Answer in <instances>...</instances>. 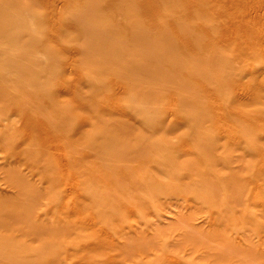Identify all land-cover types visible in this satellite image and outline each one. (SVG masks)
Returning <instances> with one entry per match:
<instances>
[{"label": "rangeland", "instance_id": "1", "mask_svg": "<svg viewBox=\"0 0 264 264\" xmlns=\"http://www.w3.org/2000/svg\"><path fill=\"white\" fill-rule=\"evenodd\" d=\"M11 1L0 264H264V0ZM138 140L156 146L125 155Z\"/></svg>", "mask_w": 264, "mask_h": 264}, {"label": "bare ground", "instance_id": "2", "mask_svg": "<svg viewBox=\"0 0 264 264\" xmlns=\"http://www.w3.org/2000/svg\"><path fill=\"white\" fill-rule=\"evenodd\" d=\"M8 1H9V0H8ZM27 1H28V0H27ZM27 1H26V2H27ZM32 1H33V0H32ZM226 1H227V0H226ZM10 2H12V1L10 0ZM91 2H93V1H91ZM142 2H143V1H141V2H139V3L135 2V4L139 6L140 3H142ZM0 3H1V2H0ZM17 3H18V1H17ZM20 3H21V1L19 2V4H20ZM22 3L25 4V1L22 2ZM36 4H37V3H36ZM36 4H35V5H36ZM226 4H227V3H226ZM0 5H1V4H0ZM15 5H16V4H15ZM21 5H22V4H21ZM27 5H28V4H27ZM38 5H39V3H38ZM227 5H228V4H227ZM227 5H226V8H228ZM22 6H23V5H22ZM39 6H40V5H39ZM88 6H89V5H88ZM12 7H13V5H12ZM35 7H36V6H35ZM91 7H92V6H91ZM95 7H97V6H95ZM13 8H15V7H13ZM18 8H19V7H18ZM29 8H30V6H29ZM29 8H28V9H29ZM33 8H34V7H33ZM43 8H44V7H43ZM94 9H95V8H94ZM7 10H8V9H7ZM95 10H96V9H95ZM26 11H28V10H26ZM81 11H82V10H81ZM91 11H92V10H91ZM137 11H138V10H137ZM9 12H10V11H9ZM10 13H11V12H10ZM73 13H74V12H73ZM81 13H82V12H81ZM6 14H7V13H6ZM12 14H14V13L12 12ZM18 14H19V13H18ZM28 14H29V13H28ZM28 14H27V17L30 18L31 16L28 15ZM48 14H49V13H48ZM78 14H79V13H78ZM86 14H87V13H86ZM0 15H1V14H0ZM31 15L33 16V14H31ZM69 15H70V14H69ZM71 15H73V14H71ZM71 15H70V16H71ZM7 16H8V15H7ZM7 16H5L4 18H3V14L0 16V27H1V25H2V26L5 25L4 22H5L6 20H10ZM10 16H11V15H10ZM14 16H16V15L14 14ZM51 17H52V16H51ZM74 17H75V16H73V18H74ZM12 18H13V17H12ZM12 18H11V20L13 21V19H14L15 17H14L13 19H12ZM31 18H32V17H31ZM15 19H16V18H15ZM17 19H18V18H17ZM49 19H50V18H49ZM49 19H48V21H49ZM68 19H69V18H68ZM76 19H77V17H76ZM29 20H30V19H28L27 22H28ZM77 20H79V18H78ZM237 20H238L237 18H234L232 21H233V22H236ZM30 21H33V20L31 19ZM51 21H52V20H51ZM84 21H86V20H84ZM14 22H16V21L14 20ZM14 22H12V23H14ZM18 22H19V21H18ZM81 22H82V21H81ZM86 22H87V21H86ZM19 23L22 24V22H19ZM30 24H32V22H31ZM82 24H84V23H82ZM94 24H95V23H94ZM94 24H93V25H94ZM19 25H20V24H19ZM19 25H18V26H19ZM86 25H87V24H86ZM7 26H8V25H7ZM10 26H11V24H10ZM16 26H17V25H16ZM18 26H17V27H18ZM87 26H88V25H87ZM91 26H92V24H91ZM230 26L233 27V28H236V27H237V24H236V23H231ZM39 27H40V26H39ZM39 27H38V28H39ZM88 27H89V26H88ZM228 27H229V26H228ZM4 28H6V27H4ZM28 28H29V26L26 27V29H28ZM95 29H96V28H95ZM240 29H241V28H240ZM17 30H18V29H17ZM34 30H35V29H34ZM185 30H186V29H185ZM232 30H233V29H232ZM82 31H83V30H82ZM103 31H104V30H103ZM183 31H184V29H183ZM35 32H36V31H35ZM90 32H91V31H90ZM139 32H140V31H139ZM142 33H143V32H142ZM50 35L52 36L51 33H50ZM83 35H84V34H83ZM135 35H137V33H136ZM140 35H142V34H140ZM143 35H144V34H143ZM28 36H29V37H33V35H31V34L28 35ZM48 36H49V35H48ZM137 36H139V35H137ZM137 36H136V37H137ZM25 37H26V36H25ZM25 37H24V39H23V37L21 36V39H23V40L25 41ZM140 37H141V36H140ZM145 37H146V36H145ZM26 38H27V37H26ZM91 38H92V37H91ZM141 38L143 39V36H142ZM103 39H104V38H103ZM137 39H139V38L137 37ZM137 39H136V40H137ZM145 39H146V38H145ZM95 40H96V39H95ZM106 40H107V39H106ZM129 40H130V38H129ZM21 41H22V40H21ZM69 41H71V40H69ZM137 41H138V40H137ZM139 41H140V40H139ZM139 41H138V42H139ZM83 42H85V41H83ZM20 43H21V42L15 41V44H16L15 46H16V47H17V45L19 46ZM128 43H129V42H128ZM131 43H132V42H131ZM140 43H141V42H140ZM21 44H22V43H21ZM68 44H69V43H68ZM79 44H80V43H79ZM166 44H167V42H166ZM166 44H165V45H166ZM170 44H171V43H170ZM170 44H169V45H170ZM172 44H173V43H172ZM2 45H3V44H2ZM81 45H83V44H81ZM95 45H96V44H95ZM167 45H168V44H167ZM3 46H4V45H3ZM15 46H14V48H16ZM4 47H5V46H4ZM8 47H9V46H8ZM31 47H32V46H31ZM6 48H7V45H6ZM11 48H12V46H11ZM20 48H21V47H20ZM82 48H83V49H81V50H82L83 53H86V52H88V50H89L88 47L84 48V46H83ZM9 49H10V48H9ZM21 49H22V48H21ZM105 49H106V48H105ZM15 50H16V49H15ZM26 50H27V49H26ZM76 50H77V49H76ZM3 51H4V48H2V47L0 46V56H2V54L4 53ZM113 51H114V50H113ZM25 52H26V51H25ZM25 52H24V53H25ZM90 52H91V51H90ZM100 52H101V50H100ZM24 53H23V54H24ZM25 54H29V50H28V52L25 53ZM104 54H105V52H104ZM111 54H112V53H111ZM117 54H118V53H117ZM85 55H86V54H85ZM105 55H106V54H105ZM86 56H87V55H86ZM102 56H103V55H102ZM107 56H108V55H107ZM114 56H115V55H114ZM112 57H113V56H112ZM108 58H109V57H108ZM4 59H5V58H4ZM128 59H129V58H128ZM101 60H102V59H101ZM0 61H1V60H0ZM98 61H99V60H98ZM127 61H128V60H126V63H127ZM129 61H130V59H129ZM129 61H128V62H129ZM143 61H146V60L143 59ZM96 62H97V61H96ZM122 62H123V61H122ZM130 62H132V61H130ZM13 63H14V62H13ZM114 63H115V62H114ZM118 63H119V62H118ZM126 63H125V64H126ZM97 64H98V63H97ZM103 64H104V63H103ZM103 64H102V65H103ZM120 64H121V63H120ZM133 64H134V63H133ZM99 65H100V64H99ZM127 65H129V64L127 63ZM96 66H97V65H96ZM130 66H131V63H130ZM138 66H139V65H138ZM0 67H2V66H0ZM113 67H114V66H113ZM119 67H121V66H119ZM131 67H133V66H131ZM131 67H130V68H131ZM142 67H143V65H142ZM2 68H3V67H2ZM95 68H96V67H95ZM98 68L100 69V67H98ZM127 68H128V67H127ZM140 68H141V67H140ZM140 68H139V69H140ZM146 68H147V67H146ZM146 68H145V69H146ZM151 68H152V67H151ZM119 69H120V68H119ZM154 69H155V68H154ZM160 69H161V68H160ZM115 70H116V74H117V73H118V72H117V69H115ZM125 70H126V69H125ZM125 70H124V71H125ZM141 70H142V69H141ZM127 71H128V69H127ZM131 71H132V70H131ZM131 71H130V72H131ZM145 71H146V70H145ZM149 71H150V70H149ZM149 71H148V72H149ZM154 71H155V70H154ZM164 71H165V69H164ZM141 72H143V71H141ZM155 72H156V71H155ZM114 73H115V72H114ZM120 73H122V72L120 71ZM149 73H150V72H149ZM142 74H144V76H145V75H148V73L146 74L145 72H143ZM142 74L139 75L138 77L142 76ZM114 75H115V74H114ZM122 75H123V76H122ZM122 75H121V76L124 77V78L126 79V81H128V83L132 81L133 84H134V85H132V86H133L132 89H136V88H134V86H135L136 82H137L138 80H140V79L137 77V75L135 74V77H136V78L133 77V76H134L133 74H132L133 76H132L131 74H128V73H124V74H122ZM0 76H1V75H0ZM23 76H24V75H23ZM144 76H143V77H144ZM2 77H3V76H2ZM17 77H18V76H17ZM103 77H104V75H103ZM122 77H121V78H122ZM145 77H146V76H145ZM145 77H144V78H145ZM147 77H148V76H147ZM144 78H141V79H144ZM4 79H5V77H4ZM4 79H3V80H4ZM19 80H21V79H19ZM153 81H154V80H153ZM126 83H127V82H126ZM139 83H140V81H139ZM139 83H138V84H139ZM158 83H159V82H158ZM26 84H27V83H26ZM103 84H104L103 82L96 81V83H95V87H96V88H101V87H103ZM138 84H136V85H137V90H138V86H141V85H138ZM179 84H180V83H179ZM183 84H184V83H183ZM183 84H181V85H183ZM256 84H258V83H256ZM126 85H127V84H126ZM128 85H129V84H128ZM130 85H131V84H130ZM172 85H173V84H172ZM173 86H174V85H173ZM175 86H176V84H175ZM135 87H136V86H135ZM142 87H143V86H142ZM155 87H157V86H155ZM182 87H183V86H182ZM129 88H130V87H129ZM129 88H128V89H129ZM140 88H141V87H140ZM157 88H158V87H157ZM157 88H156V89H157ZM3 89H4V88H3ZM3 89H2L1 91H4ZM149 89H150V88H149ZM158 89H159V88H158ZM187 89H188V87H187ZM8 90H9V89H8ZM16 90H17V89H16ZM141 90H144V89L141 88ZM150 90H151V89H150ZM185 90H186V89H185ZM5 91H6V90H5ZM9 91H10V90H9ZM9 91H8V92H9ZM133 91H135V90H133ZM148 91H149V90H148ZM151 91H152V90H151ZM188 91H189V90H188ZM6 92H7V91H6ZM3 93H4V92H1L2 95L5 94V93H4V94H3ZM137 93L139 94V91H138ZM27 94H28V93H27ZM34 94H35V90H34ZM2 95H1V96H2ZM23 95H24V94H23ZM186 95H187V94H186ZM189 95H190V94H189ZM1 96H0V97H1ZM177 96H178V95H177ZM191 96H192V94H191ZM3 97H4V96H2V99H3ZM7 97H8V95H7ZM137 97H138L139 99H141V98H140L141 96L139 97V96L137 95ZM187 97H188V96H187ZM8 98H9V97H8ZM26 98H28V97H26ZM144 98H145V97H144ZM180 98L182 99V97H180ZM180 98H179V99H180ZM183 98H184V95H183ZM9 99H10V98H9ZM130 99H132V98L130 97ZM133 99H134V98H133ZM142 99H143V97H142ZM146 99H148V101H149V97L146 98ZM186 99H187V98H185V101L188 102ZM190 99H191V98H190ZM32 100H33V99H32ZM144 100H145V99H143V100H141V101H144ZM1 101H2V100H1ZM7 101H8V100H7ZM139 101H140V100H139ZM146 101H147V100H145V102H146ZM180 101H181V100H180ZM193 101H194V99H193ZM31 102H32V101H31ZM182 102H183V100L181 101V103H182ZM195 102H196V101H194V103H195ZM32 103H33V102H32ZM32 103H31V104H32ZM134 103H135V102H134ZM183 103H184V102H183ZM183 103H182V104H183ZM190 103H191V100H190ZM190 103L188 102V103H184V104H186L185 106L187 107L188 104H190ZM129 104H130L131 106H133L130 102H129ZM130 105H129V106H130ZM195 105H196V104H195ZM129 106H128V107H129ZM183 106H184V105H183ZM192 106H193V104H192ZM196 106H197V105H196ZM193 107H195V106H193ZM201 107H202V106H201ZM204 108H206V107H204ZM195 109H198V108L195 107ZM199 110H200V109H199ZM199 110H198V111H199ZM205 110H207V109H205ZM35 111H36V110H35ZM136 111H137V110H136ZM181 111H182V110H181ZM207 111H208V110H207ZM124 112H125V111H124ZM184 112L188 114L189 111L185 109ZM199 112H200V111H199ZM199 114H200V113H199ZM202 115H203V114H202ZM112 116H113V117H112L113 120L116 121V120H115L116 118L114 119V115H112ZM188 116H189V115H188ZM203 116H204V115H203ZM108 117H109V116H108ZM127 117H128V116H127ZM106 118H107V117H106ZM110 119H111V118H110ZM113 120H112V121H113ZM203 120H204V119H203ZM195 121L197 122V119H196ZM201 121H202V120H201ZM54 123H55V122H54ZM106 123H107V121H106ZM115 123H116V124H117V123H118V124H123L124 122H123V123H121V122L119 123L118 120H117V122H115ZM124 124H125V123H124ZM194 124H195V122H194ZM52 125H53V124H52ZM114 125H115V124H114ZM101 126H102V125H101ZM101 126H100V127H101ZM103 126H104V125H103ZM108 126H109V125H108ZM108 126H107V127H108ZM118 126H119V128H120V125H118ZM198 126H199V125H198ZM122 127H123V125H122ZM122 127H121V128H122ZM125 127H126V126H125ZM125 127H124V129H125ZM40 128H41V127H40ZM43 128L46 129V127H43ZM43 128H42V129H43ZM195 128H196V126H195ZM22 129H23V128H22ZM54 129H55V128H54ZM104 129H105V128H104ZM111 129H112V128H111ZM127 129H128V127H127ZM129 129H130V128H129ZM160 129H161V128H160ZM211 129H212V128H211ZM39 130H40V129H39ZM90 130H92V129H90ZM114 130H115V128H114ZM116 130H117V129H116ZM121 130H122V129H120V131H121ZM219 130H220V129H219ZM105 131H106V130H105ZM111 131H112V130H111ZM124 131H125V130H124ZM128 131L130 132V130H128ZM158 131H160V130H158ZM195 131H196V129H195ZM195 131H193V132H195ZM197 131H199V130H197ZM26 132H28V131H26ZM116 132H117V131H116ZM126 132H127V130H126ZM129 132H128V133H129ZM199 132H200V134H202L201 130H200ZM121 133H122V131H121ZM157 133H158V132H157ZM157 133H156V134H157ZM222 133H223V131H222ZM9 134H10V133H9ZM114 134H115V133H114ZM130 134H131V133H129V135H130ZM189 134L191 135V133H189ZM193 134H195V133H193ZM198 134H199V133H198ZM203 134H205V133H203ZM93 135H94V133H93ZM126 135H127V134H124L123 136H126ZM129 135H127V138H130ZM210 135H211V134H210ZM12 136H13V135H12ZM100 136H101V135H100ZM103 136H105V135L103 134ZM131 136H133V135H131ZM211 136H212V135H211ZM15 137H16V136H15ZM107 137H110V136L107 134L106 138H107ZM136 137H138V136H135L133 140H135V139L137 140ZM202 137H203V136H202ZM205 137H206V136H205ZM209 137H210V136H209ZM92 138H93V137H92ZM101 138H102V137H101ZM104 138H105V137H104ZM111 138H113V137H111ZM115 138H116V137H115ZM119 138H121V136H119ZM131 138H132V137H131ZM138 138H139V137H138ZM194 138H195V137H194ZM198 138H199V137H198ZM198 138H197L196 140L200 141ZM192 139H193V137H192ZM200 139H201V138H200ZM208 139H210V138H208ZM92 140H93V139H92ZM95 140H97V139L95 138ZM95 140H94V141H95ZM98 140H99V139H98ZM98 140H97V142L95 141L96 144H93V146L96 147L95 149H96V150L100 149L102 152H103V151H106L107 148L105 149V147H108V146H109V144H108L109 141H107V140H109V138H107L105 141H104V139H103V142H100V141H98ZM118 140H119V139H118ZM124 140H126V137H125ZM124 140L121 139V140H119V141H120L121 143H123V142H124V143H127V140H126V142H125ZM129 140L131 141V139H128V141H129ZM202 140H203V139H202ZM202 140H201V141H202ZM94 141H93V142H94ZM111 141H113V140L110 139V143H111ZM205 141H206V140H205ZM234 141H235V140H234ZM115 142H116L117 144L120 143V142L116 141V139H115ZM135 142H138V143H135ZM135 142H134V144H133V141H132V144H133V145L130 146L131 144H129L130 147H129V148L127 147L125 150H123L124 153H125L126 151L128 152V153H125V155H126V154H129V153H130L129 151H131L132 155H135L133 158H135V157L138 158L139 156H140V157H141V156H144V153H146V151H147L149 148H151V150H152V148H153V144H154V143H152V146H150L147 142H144V140H143V142L141 141L142 143L139 142V140H138V141H135ZM124 143H123V145H124ZM128 143H129V142H128ZM128 143H127V144H128ZM130 143H131V142H130ZM150 143H151V142H150ZM167 143H169V142H167ZM198 143H200V142H198ZM198 143H197V144H198ZM113 144H114V143L112 142V145H113ZM117 144H114V145H113L114 148H112V150L110 149V147L108 148V151H111V152L113 151V152H112V155H111V154L109 155V156L111 157V160L113 159L112 156H113V155H116V153H114V151L116 150V147H115V146H119V145H120V144H118V145H117ZM127 144H125V146H126ZM169 144H170V143H169ZM200 144H202V145L204 146L203 143H200ZM154 145L156 146V144H154ZM193 145H194V144H193ZM4 146H5V145H4ZM7 146L9 147V145H7ZM53 146H54V145H53ZM91 146H92V145H91ZM120 146H121V145H120ZM125 146H124V148H125ZM195 146H196V145H195ZM200 146H201V145H200ZM203 146H201V147H203ZM5 147H6V146H5ZM111 147H112V146H111ZM164 147H165V146H164ZM168 147H169V146H168ZM121 148H123V146H122ZM154 149H155V148H154ZM157 149H158V147H157ZM189 149H190V148H189ZM202 149H203V148H202ZM89 150H90V149H89ZM100 150H99V151H100ZM121 150H122V149H121ZM196 150H197V148H196ZM204 150H205V148H204ZM57 151H58V150H57ZM57 151L55 150V152H57ZM60 151H61V150H60ZM118 151L120 152V149H119V150H118V149L116 150L117 154H119ZM153 151H154V150H153ZM205 151H206V150H205ZM123 152H122V155H124ZM166 152H167V151H166ZM206 152H207V151H206ZM206 152H204V154H205ZM208 152H209V151H208ZM58 153H59V152H58ZM63 153H64V152H63ZM159 153H160V154H159L160 156H161V155H164L161 151H159ZM161 153H162V154H161ZM199 153L201 154V152H199ZM209 153H210V152H209ZM151 154H153V153H151ZM157 154H158V153H157ZM175 154H176V153H175ZM190 154H191V153H190ZM120 155H121V154H120ZM122 155H121V156H122ZM155 155H156V154H155ZM63 156H64V154H63ZM63 156H62V157H63ZM95 156H96V155H95ZM121 156H120V158H122ZM100 157H101V156H100ZM157 157H158V156H157ZM161 157H162V156H161ZM161 157H160V158H161ZM169 157H171V156H169ZM192 157H193V156H192ZM202 157H203V156H202ZM172 158H173V157H172ZM258 158H259V157H258ZM178 159H180V158H178ZM260 159H261V158H260ZM260 159H259V160H260ZM63 160H64V159H63ZM159 160H160V159H159ZM171 160H172V159H171ZM192 160H193V159H192ZM206 160H207V159H206ZM259 160H258V161H259ZM66 161H67V160H66ZM108 161H109V160H108ZM108 161L106 160V162H108ZM172 161H173V160H172ZM172 161H171V162H172ZM62 162H64V161H62ZM161 162H162V161H161ZM163 163H164V162H163ZM169 163H170V162H169ZM172 163H173V162H172ZM208 163H209V162H208ZM167 164H168V163H167ZM176 164H177V163H176ZM210 164H211V163H210ZM62 165H63V164H62ZM163 165H164V164H163ZM165 165H166V164H165ZM177 165H178V164H177ZM177 165H176V166H177ZM157 166H159V165H157ZM161 166H162V165H161ZM179 166H180V165H179ZM164 167H165V166H164ZM166 167H167V166H166ZM64 168H65V167H64ZM167 168H168V167H167ZM109 169H110V168H109ZM174 169H175V168H174ZM179 169H180V168H179ZM200 169H201V168H200ZM165 170H166V168H165ZM176 170H177V169H176ZM176 170H175V171H176ZM172 171H173V170H172ZM192 171H193V170H192ZM201 172H202V171H201ZM201 172H200V173H201ZM191 173H192V172H191ZM200 173H199V171L197 172V174H200ZM202 173H203V172H202ZM113 174H114V173H113ZM134 174H135V173H134ZM192 174H193V173H192ZM197 174H196V175H197ZM171 175H173V174H171ZM204 175H205V174L200 175V176L203 177ZM200 176H199V177H200ZM199 177H198V175H197V178H199ZM204 177H205V176H204ZM204 177H203V178H204ZM212 177H213V176H212ZM132 178H133V177H132ZM195 178H196V177H195ZM194 180L196 181V179H194ZM200 180L202 181L203 179L199 178V180L197 179V182L200 181ZM230 180L233 181V179H230ZM235 180H237V179H235ZM201 181H200L199 183H201ZM213 181H214V180H212V182H213ZM216 181H217V180H216ZM225 181H226V180H225ZM12 182H13V181H12ZM204 182H205V181H204ZM209 182H210V181H209ZM221 182H223V179H222ZM214 183H215V182H214ZM228 183H229V181H228ZM232 183H233L234 185H236V184L234 183V181H233ZM16 184H17V183H16ZM125 184H126V183H125ZM223 184H224V182H223ZM230 184H231V182H230ZM202 185H203V183H202ZM204 185H205V184H204ZM215 185H217V184H215ZM234 185H233V186H234ZM205 186H206V185H205ZM213 186H214V184H213ZM233 186H232V187H233ZM181 187H182V186H181ZM198 187H199V185H198ZM206 187H207V186H206ZM238 187H239V186H238ZM183 188H184V187H183ZM200 188H201V187H200ZM215 188H216V187H215ZM229 188H230V190H231L232 193L235 192V191L233 192V190H232L233 188L231 189V185H230ZM239 188H240V187H239ZM241 188H242V186H241ZM24 190H25V189H24ZM86 190H87V189H86ZM236 190H237V189H236ZM243 190H244V189H243ZM237 191H238V190H237ZM240 192H241V191H239V193H240ZM242 192H243V191H242ZM242 192H241V193H242ZM95 193H96V191H95ZM225 193H226V192H225ZM237 193H238V192H237ZM241 193H240V194H241ZM90 194H91V193H90ZM92 194H94V193L92 192ZM229 195H231V194H229ZM234 195H235V194H234ZM236 195H237V194H236ZM211 196H212V195H211ZM225 196H227V195L225 194L224 197H225ZM212 197H213V196H212ZM218 197H219V195H218ZM227 197H228V196H227ZM230 197H232V196H230ZM233 197H234V196H233ZM235 197H236V196H235ZM235 197H234V198H235ZM212 199H213V198H212ZM217 199H218V198H217ZM228 199H229V198H228ZM228 199H227V200H228ZM234 200H235V199H233L232 201H234ZM98 201H99V200H98ZM98 201H97V203H98ZM219 201H220V200H219ZM232 201H228V202H232ZM236 201H237V200H236ZM99 203H100V202H99ZM217 203H218V202H217ZM219 203H220V202H219ZM95 204H96V203H95ZM229 204H230V203H229ZM99 206H100V205H99ZM48 210H49V209H48ZM88 219H89V218H88ZM94 219H95V218H94ZM95 221H96V220H95ZM93 223H94V222H93ZM104 229H105V228H104ZM103 232H104V231H103ZM103 232H102V233H103ZM106 234H107V233H106ZM106 234H105V235H106ZM109 237H110V236H109ZM221 242H222V241H221ZM0 243H1V242H0ZM1 244H2V243H1ZM213 244H215V243H213ZM218 245H219V244H218ZM0 246H1V245H0ZM12 247H13V245H12ZM3 248H4V247H3ZM4 249H5V248H4ZM0 250H3V249H2V246H1V249H0ZM3 251H4V250H3ZM10 252H11V251H10ZM1 253H2V251H1ZM1 253H0V254H1ZM6 253H7V252H6ZM8 254H9V253H8ZM12 254H13V253H12ZM14 254H15V253H14ZM18 254H19V253H18ZM4 255H5V253H4ZM4 255H3V253H2V257H4ZM15 255H16V254H15ZM6 256H9V255H6ZM11 256H12V255H11ZM18 257H19V259H20V255H19ZM170 258H171V256H170ZM16 259H17V258H16ZM23 259H24V258H23ZM25 259H26V258H25ZM14 260H15V259H14ZM20 260H22V259H20ZM20 260H17V261H20ZM2 262H3V261H2ZM24 262H25V261H24ZM10 263H11V262H10ZM21 263H22V262H21ZM32 263H33V262H32ZM36 263H37V262H36ZM7 264H9V263L7 262ZM11 264H12V263H11ZM22 264H23V263H22Z\"/></svg>", "mask_w": 264, "mask_h": 264}]
</instances>
